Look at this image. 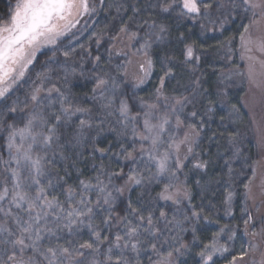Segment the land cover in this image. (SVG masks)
Wrapping results in <instances>:
<instances>
[{
	"label": "snow or ice",
	"instance_id": "1",
	"mask_svg": "<svg viewBox=\"0 0 264 264\" xmlns=\"http://www.w3.org/2000/svg\"><path fill=\"white\" fill-rule=\"evenodd\" d=\"M189 260L264 264V0H9L0 264Z\"/></svg>",
	"mask_w": 264,
	"mask_h": 264
},
{
	"label": "trees",
	"instance_id": "2",
	"mask_svg": "<svg viewBox=\"0 0 264 264\" xmlns=\"http://www.w3.org/2000/svg\"><path fill=\"white\" fill-rule=\"evenodd\" d=\"M9 0H0V13H2L3 11L6 10L7 8V4H8ZM11 3H15V0H11ZM101 20H103V16L100 17ZM78 27H83V23L81 25H78ZM87 35L88 33H84V35L81 37L82 42H86L87 40ZM101 51H103V49L101 48ZM154 82V81H153ZM148 87H151V85H149ZM231 102L233 104H236L237 107L240 110V117L241 120L246 123V117H245V113L248 111V109L245 107V102H246V97H245V93L244 91H242L240 88H234L232 90V100ZM223 114V113H221ZM216 123H218V117H217V121L215 123L212 124V127L215 128L216 127ZM241 127H243V124L241 125ZM245 146L247 148H249L251 150V152L255 153V140L252 136L251 133L248 134L247 139L245 140ZM215 151V148H213V152ZM255 158V156H254ZM219 172V168L218 166H212L210 169V174L211 175H215ZM196 179V175L195 173L192 174L191 176V181L193 183V195H194V199L198 200L199 199V189L197 187H195L194 185V181ZM137 192H133L132 198L135 199L137 196ZM189 264H191V260H189Z\"/></svg>",
	"mask_w": 264,
	"mask_h": 264
}]
</instances>
